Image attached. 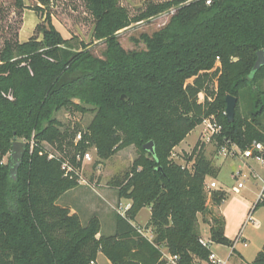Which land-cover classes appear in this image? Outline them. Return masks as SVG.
<instances>
[{"label":"trees","instance_id":"trees-1","mask_svg":"<svg viewBox=\"0 0 264 264\" xmlns=\"http://www.w3.org/2000/svg\"><path fill=\"white\" fill-rule=\"evenodd\" d=\"M33 1L35 6L26 7L14 0L19 17L49 4ZM83 2L94 20L93 40L106 45L103 59L83 43L75 49L49 15L35 27L41 39L32 36L24 43L18 31L11 35L0 25V264H91L99 254L110 264H168L162 247L177 264L206 262L210 249L200 242L199 214L211 223V243L234 242L207 205L206 178L219 172L205 157L204 143L193 148L189 167L172 162L171 154L209 118L221 126L211 139L217 151L264 145V65L253 69L257 52H264V0H168L148 3L133 16L119 0ZM170 9L163 28L141 36L144 50L121 47L118 32ZM227 96L237 101L232 123L224 115ZM85 107L94 111L85 131L62 130L54 118L63 109L84 114ZM16 140L26 142V151L12 180L3 159ZM150 141L153 154L143 150ZM44 144L61 157H51ZM130 146L139 157L129 173L109 182L118 200L131 201L124 215L114 214L112 235L101 234L98 217L83 226L77 214L56 204L79 186L90 148L105 161ZM210 196L212 207L227 199L221 190ZM260 207L264 188L253 210ZM144 208L150 209L144 229L152 240L132 224ZM251 264H264V244Z\"/></svg>","mask_w":264,"mask_h":264},{"label":"rangeland","instance_id":"rangeland-1","mask_svg":"<svg viewBox=\"0 0 264 264\" xmlns=\"http://www.w3.org/2000/svg\"><path fill=\"white\" fill-rule=\"evenodd\" d=\"M168 0H119L120 6L126 8L131 16L137 14L139 10L144 9L148 3H162ZM30 6H35L33 0H27ZM14 0H0V25L9 28V32L13 35L16 31L19 32L23 23V12L19 17L17 11L13 7ZM174 9H170L161 13L147 21L139 24L131 25L129 28L118 32L117 39L121 47L125 51L144 50V45L141 42L142 35L151 36L156 31L163 28L170 20ZM36 16V25L44 24V16L49 15L53 26L61 33L65 39H71L75 49H80L79 44L83 43L87 46V50L96 58L103 59V53L106 50V45L102 41H95L92 38L94 20L85 8L83 0H49V4L42 12H34ZM34 37L41 39L38 32H34ZM31 36V37H32ZM192 80L188 81L190 84ZM215 88V84L210 86ZM261 90L264 91V83L261 85ZM199 102L203 101V95L198 98ZM75 103H78L75 101ZM88 111L82 114L73 109L60 110L54 115V118L62 125V130L69 128L73 130L78 126L82 131H85L94 117V111L91 107H85ZM216 123L217 121L214 120ZM218 124V123H217ZM202 126L196 127L190 132L186 138L174 148L171 154L172 162L182 166L189 167L187 159L190 156L193 148L197 143H204L205 157L213 164L215 169L219 171V176L216 178H206V182L215 181L221 186L224 191H227L228 197L236 201L245 203H255L261 194L263 187L262 181L257 178L253 179L249 175V167L236 157V155L228 154L224 156L219 154L215 143L203 142ZM76 140V139H75ZM24 142L23 140H16ZM26 144V142H24ZM44 149L52 157L60 158L61 154L56 150V147L48 144L43 145ZM87 153L90 154V161H82L79 174V183L82 185L74 190H71L60 197L57 205L60 207H70L80 215L81 224L86 225L87 221L96 216L100 220L101 234L104 236L112 235L115 231L114 214H125L124 200L117 201L116 191L110 186L109 182L116 177L122 178L129 173L133 162L139 157V151L136 146L127 147L108 160L100 161L96 156L94 148H90ZM230 153V152H229ZM10 153L3 159L4 164H8ZM259 171L264 170V165L250 161ZM205 194L208 208L211 206L210 192L212 190L206 188ZM241 183L243 188L235 193L232 188ZM88 191V192H86ZM95 212V213H92ZM92 213V214H91ZM150 218V209H142L137 216L136 226L150 240L153 239L151 231L144 229L145 222ZM209 217H207L208 219ZM203 215H198V230L201 238L206 237V229ZM209 223L208 225H210ZM204 232V233H203ZM211 245L210 248H212ZM163 254H167L165 248H161ZM105 257L100 254L98 262L94 264H107ZM246 264V263H245Z\"/></svg>","mask_w":264,"mask_h":264},{"label":"crops","instance_id":"crops-1","mask_svg":"<svg viewBox=\"0 0 264 264\" xmlns=\"http://www.w3.org/2000/svg\"><path fill=\"white\" fill-rule=\"evenodd\" d=\"M24 5L26 7H29L30 5L27 3V0H23ZM23 23L21 26V29L18 32V41L20 43H24L29 40V38L33 35L34 28L36 25V16L35 13L29 9H25L23 11ZM241 162H243L246 166L249 167V175L253 179L259 178L262 181L263 187L261 189V192L264 188V170L259 171L256 166H254L250 161H253L252 159H240ZM258 164V163H257ZM264 165V164H263ZM220 171V167L218 168V172ZM219 176V173H218ZM217 176V177H218ZM215 182V181H210ZM207 182H205L206 184ZM210 183H207L209 185ZM216 183V182H215ZM82 184L79 183V186ZM78 186V187H79ZM235 188V187H233ZM232 188V190H233ZM215 190H221L226 193L227 199L218 207H212L209 206V209L213 212L212 214L217 217L221 218L224 222V236L230 240L234 241L236 237L241 234V240L242 242L234 244L233 246H224V245H217L212 243V248H210V251L224 264H251V262L256 257L257 253L261 250L263 244H264V208L260 207L255 210H253L255 203H245L243 201H236L234 199H230L228 197L227 191H224L221 186H219L218 183H216V189ZM213 190V191H215ZM88 192V191H86ZM239 192V191H238ZM236 192V193H238ZM260 197V195H259ZM259 199V198H258ZM117 201L118 200L117 198ZM125 204V212L130 207L131 201L124 200ZM72 213H75L79 216L78 212H76L74 209L67 207ZM95 213V212H92ZM91 213V214H92ZM138 216V215H137ZM252 217L254 223L256 225H253V223H248V217ZM99 219V218H98ZM136 220L132 223L135 227L136 226ZM149 220V219H148ZM210 220V216H209ZM145 225L147 222L144 223ZM206 229L204 232H206V237L203 236V239L209 240V225L205 224ZM203 232V233H204ZM245 244V245H244ZM100 254L98 255V258L96 260V263L98 262ZM106 260V259H105ZM107 264H110L107 260Z\"/></svg>","mask_w":264,"mask_h":264},{"label":"built area","instance_id":"built-area-1","mask_svg":"<svg viewBox=\"0 0 264 264\" xmlns=\"http://www.w3.org/2000/svg\"><path fill=\"white\" fill-rule=\"evenodd\" d=\"M207 4H209V2H207ZM202 126V141L203 142H210L211 139L218 135L221 131V126H219L214 119L209 118L206 119L202 122V124L200 125ZM80 140V135H78L76 137V142ZM219 154H223L224 156H227L228 154H233L236 155L237 158L240 159H252L255 162H257L260 165L264 164V158H263V154H264V145H262L261 143L258 142H253L250 147H248L246 150H239L236 146H232L230 150L226 149V148H221L219 151ZM230 152V153H229ZM77 160H79V157H77ZM91 157L89 153H85L82 161H90ZM63 170H66L67 172L70 170L69 167H67L65 164L62 166ZM206 188L210 189V190H215L216 189V183L215 182H211L208 186H206ZM243 188V185L241 183L237 184V186L235 188H233V191L236 193L239 191V189ZM248 223H253V225H256L252 219V217H248L247 220ZM137 231L143 235L144 237H146L143 232L137 228ZM147 238V237H146ZM148 239V238H147ZM150 240V239H149ZM201 244L207 248L210 249L212 243L210 242V240H206V239H202L200 240ZM242 242L241 240V234H239L236 239L234 240V244ZM245 245V244H244ZM163 258L166 260V262L168 264H177V257L175 256H170L168 254H163ZM94 264V263H91ZM199 264H224V262H222L221 260H219L211 251H210V255L208 257V260L206 262H200Z\"/></svg>","mask_w":264,"mask_h":264},{"label":"water","instance_id":"water-1","mask_svg":"<svg viewBox=\"0 0 264 264\" xmlns=\"http://www.w3.org/2000/svg\"><path fill=\"white\" fill-rule=\"evenodd\" d=\"M257 60L254 65V70H259L264 65V52H257ZM121 100H127L125 95L121 96ZM236 99L232 96H227L225 98V117L228 123H232L234 121V110L236 107ZM143 150L153 154L154 153V144L152 141L148 142L143 146ZM26 151V144L24 142L14 141L12 143L10 155L8 158V166H9V177L12 180L16 179L17 171L22 163L23 155Z\"/></svg>","mask_w":264,"mask_h":264}]
</instances>
